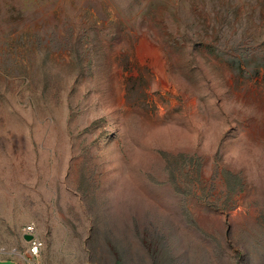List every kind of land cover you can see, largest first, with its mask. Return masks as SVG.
I'll use <instances>...</instances> for the list:
<instances>
[{
	"label": "rangeland",
	"instance_id": "374dc122",
	"mask_svg": "<svg viewBox=\"0 0 264 264\" xmlns=\"http://www.w3.org/2000/svg\"><path fill=\"white\" fill-rule=\"evenodd\" d=\"M0 264H264V0H0Z\"/></svg>",
	"mask_w": 264,
	"mask_h": 264
},
{
	"label": "bare ground",
	"instance_id": "6f19581e",
	"mask_svg": "<svg viewBox=\"0 0 264 264\" xmlns=\"http://www.w3.org/2000/svg\"><path fill=\"white\" fill-rule=\"evenodd\" d=\"M137 54L141 61H143V59L147 56H149L153 60L158 76L160 77L164 86H167L165 77L166 61L158 50V48L150 46L147 41L142 38L139 45L137 46Z\"/></svg>",
	"mask_w": 264,
	"mask_h": 264
},
{
	"label": "built area",
	"instance_id": "2783aa9c",
	"mask_svg": "<svg viewBox=\"0 0 264 264\" xmlns=\"http://www.w3.org/2000/svg\"><path fill=\"white\" fill-rule=\"evenodd\" d=\"M25 233H28V234H32L33 238L28 241V244H29V254L32 256V257H37L40 250H41V247H42V243L35 237V235L33 234V228L32 227H28L26 230H25Z\"/></svg>",
	"mask_w": 264,
	"mask_h": 264
},
{
	"label": "water",
	"instance_id": "95a60500",
	"mask_svg": "<svg viewBox=\"0 0 264 264\" xmlns=\"http://www.w3.org/2000/svg\"><path fill=\"white\" fill-rule=\"evenodd\" d=\"M23 238H24L25 241L28 242V241H30L33 238V236H32V234L25 233L23 235Z\"/></svg>",
	"mask_w": 264,
	"mask_h": 264
}]
</instances>
